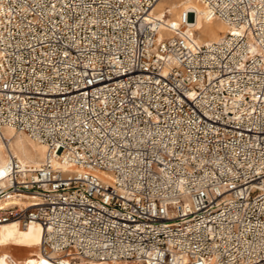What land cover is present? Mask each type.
<instances>
[{
  "label": "built area",
  "instance_id": "2783aa9c",
  "mask_svg": "<svg viewBox=\"0 0 264 264\" xmlns=\"http://www.w3.org/2000/svg\"><path fill=\"white\" fill-rule=\"evenodd\" d=\"M160 1L0 0V135L46 147L0 226L57 264H264V0H198L209 44Z\"/></svg>",
  "mask_w": 264,
  "mask_h": 264
},
{
  "label": "bare ground",
  "instance_id": "6f19581e",
  "mask_svg": "<svg viewBox=\"0 0 264 264\" xmlns=\"http://www.w3.org/2000/svg\"><path fill=\"white\" fill-rule=\"evenodd\" d=\"M170 1V2H168ZM196 13L195 29L197 30L196 40L201 44H209L218 42L228 33V26L220 21L214 23L215 18H211L205 9L197 0H161L155 7L153 14L158 19H167V21H178L186 11ZM166 12L170 13V18L166 17ZM165 32L161 33L163 37ZM7 133L11 135L22 134L17 133L14 129L6 127L2 130L4 138L8 140V144L0 135V174L6 172L10 162V151L13 150L17 160L23 165H31L39 167L40 162L37 159L44 160L46 147L39 143L37 146L31 145L24 137H6ZM27 136V135H26ZM28 137V136H27ZM29 138V137H28ZM30 139V138H29ZM14 144L16 149H14ZM11 148V149H10ZM34 151L38 156L31 157L30 153ZM42 160V162H43ZM42 239V227L39 224H32L27 228H21L17 223H10L0 226V264H9L11 261L20 262L21 264H57L48 259L40 248ZM38 246H34L35 242Z\"/></svg>",
  "mask_w": 264,
  "mask_h": 264
},
{
  "label": "rangeland",
  "instance_id": "374dc122",
  "mask_svg": "<svg viewBox=\"0 0 264 264\" xmlns=\"http://www.w3.org/2000/svg\"><path fill=\"white\" fill-rule=\"evenodd\" d=\"M198 1V0H197ZM168 2H170V1H168ZM201 4V3H200ZM202 7H204L203 5H202ZM170 16L171 15H168L167 17H168V19L170 18ZM217 22H220V20L219 19H217V18H215L214 19V23H217ZM17 133H19V132H17ZM20 136H22V137H24L31 145H34V146H37V145H39V144H33V141L31 140V139H29L26 135H18V134H14V133H12L11 135H9V133H7V136L6 137H20ZM35 143V142H34ZM14 149H16V145L14 144V147H13ZM11 149V148H10ZM0 150L2 151V152H4L5 153V151H3L1 148H0ZM11 151H12V153L14 154V152H13V150L11 149ZM6 154V153H5ZM30 156L31 157H35L36 158V156H38L37 155V153H35L34 151H31V153H30ZM42 160H43V158L42 159H37V161L38 162H40V164L42 163ZM34 246H38V242L36 241L35 243H34Z\"/></svg>",
  "mask_w": 264,
  "mask_h": 264
},
{
  "label": "crops",
  "instance_id": "0c3cea01",
  "mask_svg": "<svg viewBox=\"0 0 264 264\" xmlns=\"http://www.w3.org/2000/svg\"><path fill=\"white\" fill-rule=\"evenodd\" d=\"M19 135H22V134H19ZM20 137H22V136H20Z\"/></svg>",
  "mask_w": 264,
  "mask_h": 264
}]
</instances>
